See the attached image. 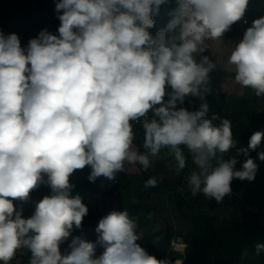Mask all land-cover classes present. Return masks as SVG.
Returning a JSON list of instances; mask_svg holds the SVG:
<instances>
[{
    "label": "clouds",
    "instance_id": "clouds-1",
    "mask_svg": "<svg viewBox=\"0 0 264 264\" xmlns=\"http://www.w3.org/2000/svg\"><path fill=\"white\" fill-rule=\"evenodd\" d=\"M166 3L56 0L57 33L43 29L24 48L16 33L0 31V264L22 250L29 264H171L137 243V222L126 210L99 220L95 242L73 237L62 254L60 245L89 211L70 183L86 166L90 182L115 181L126 165L147 171L167 149L168 167L179 175L188 166L186 148L194 165L188 189L218 204L232 195L234 179L255 180L258 165L249 152L264 131L237 148L231 121L208 118L216 63L203 55L206 41H220L242 20L249 0H175L172 18L153 36V16ZM228 62L236 83L264 97V16L245 30ZM187 97L198 98L199 107H185ZM133 122L142 127V152L134 147ZM233 148L236 155L225 158ZM156 184L149 178L145 187ZM41 185L51 194L24 218L13 201H27ZM255 251L264 252V244Z\"/></svg>",
    "mask_w": 264,
    "mask_h": 264
},
{
    "label": "trees",
    "instance_id": "trees-1",
    "mask_svg": "<svg viewBox=\"0 0 264 264\" xmlns=\"http://www.w3.org/2000/svg\"><path fill=\"white\" fill-rule=\"evenodd\" d=\"M54 0H36L31 1L26 10L18 15L19 26L15 27L17 35L20 39L26 37L32 30L36 31L34 37L38 33L47 29L48 25L52 24V33H57L60 21L57 19L56 12L53 11ZM176 7L175 0H168V3L162 5L160 13L153 16V19H164L166 24L172 18L171 13ZM264 13V5L262 7ZM161 15V16H160ZM245 16L241 21L232 25L235 32H240L241 29L247 26ZM166 26V25H165ZM6 35V34H5ZM27 44H21L26 48ZM211 93L207 95L206 100L209 105L208 118L215 113L221 118L229 119L232 123V133L234 140L237 141V148L248 146L251 135L256 131H264V110L258 112H248L243 106L227 104L225 94L217 92L210 87ZM191 101V103H189ZM199 99L187 97L185 107L189 109L199 107ZM133 129L136 133L135 143L143 151V133L141 124L133 122ZM235 148L230 149L225 153V158L236 154ZM188 156V166H194L191 162V156L187 149H184ZM264 151V141L255 150L249 152V156L254 158L258 156V152ZM243 158H246L241 154ZM258 165L263 173L256 175L254 181H240L234 179L231 184L232 195L226 196L224 201L217 203L212 201L207 207H198L195 205L198 201L193 199L189 190H179L181 181H177L170 185L169 180L164 178L161 182L157 181L155 187H145V182L152 178L150 172L142 169V174L139 176L125 175V187H130L131 181L133 186L131 191L135 197L126 200L125 204L120 205L118 210H126L129 216L137 221L139 211L144 205V201L151 198L152 190L156 187L161 191H175V206L179 213V218L183 221L184 230H180V235L190 237V242H173L172 252L176 255L177 264H264V252L257 255L255 246L258 243L264 244V224L252 225L247 223L242 215H239L235 207L247 206L249 204L257 207L259 213H264V161H258ZM89 167H85L84 171L89 176ZM100 177L95 182L86 181L78 185L79 195L82 197L83 203L89 193L105 194L112 192V189L100 184ZM172 181V180H171ZM118 181H113L117 183ZM70 183L74 185L71 195L74 194L77 181L71 178ZM43 190L47 191L45 185ZM196 202V203H195ZM148 205V204H147ZM157 207L158 205L155 204ZM156 209V208H154ZM101 213V212H100ZM97 212V218L86 221L84 225L98 224L100 214ZM98 215H100L98 217ZM172 216L166 213V210L161 209L156 213L155 222L150 229L143 232V241L141 246L145 248L149 254L154 255L157 259H164L169 252L170 244L174 239L176 232L172 227ZM177 247H181L177 248ZM103 249L98 247L96 255L99 256ZM247 252V255L243 253ZM185 258V260H184ZM30 253L23 250L19 264H29ZM180 261V263H178Z\"/></svg>",
    "mask_w": 264,
    "mask_h": 264
},
{
    "label": "rangeland",
    "instance_id": "rangeland-1",
    "mask_svg": "<svg viewBox=\"0 0 264 264\" xmlns=\"http://www.w3.org/2000/svg\"><path fill=\"white\" fill-rule=\"evenodd\" d=\"M31 1L36 0H0V31L4 34L16 33V28L19 26L18 15L22 14L26 8L28 7ZM55 3L53 11L55 12ZM264 5V0H249V5L245 13L244 20H247V26L241 29L240 32H235L233 27L224 34V37L220 41L208 40L206 41L207 50L203 55L209 56V58L216 63V68L210 72L209 74V87H212L217 92H221L225 94V100L227 104L243 106L246 108L248 112H262L264 110V97H257L254 93V90L251 88L241 87L238 83H236L235 76V68L233 65L229 64L228 59L231 54V51L234 49L236 44L240 39H242L245 30L252 25V22L255 19H258L264 16L262 12V7ZM162 11L164 9L159 10V13L162 15ZM160 15V16H161ZM155 26L149 29L150 34L155 36L156 32L165 27L166 22L164 19L155 20ZM53 25L50 24L47 27V30L52 32ZM36 34L35 30H32L26 37L20 39L21 44H27L29 39L34 38ZM134 147L139 148V146L134 141ZM143 148V147H142ZM141 151V150H140ZM142 152V151H141ZM236 152V150H235ZM236 155L229 156L232 157ZM228 158V157H227ZM238 164L237 167H240V163L243 162L246 158H243L241 155L237 157ZM255 162L259 161L258 156L254 157ZM172 160V157L167 154V149L161 150V153L152 158V165L148 169L152 178H155L157 181H162L164 178L168 179L170 185L177 183V181H181L179 184V190L185 191L189 190L187 187V183L185 177L189 174V172L193 169L194 166H187L179 175H177L174 171H171L168 167L169 162ZM258 165V163H257ZM142 167L140 165H126V170L117 175V183H113V181H109L105 177H100V184L112 189V192L105 194H93L89 193L86 197V201L84 204L88 207V214L83 218L82 228L81 229H73L70 237L67 241L60 245V250L62 254H67L70 249L68 245L71 242V239L76 236H80L83 239H86L91 242H95L97 234L95 233V227L97 224L91 223L90 225H84L83 223L86 221H90L93 218H97V212H101L100 219L107 215L109 212L113 210H118L120 205L125 204L126 200L133 199L135 197L134 193L131 191L133 186V181H131L130 187H125V175L128 176H139L142 174ZM91 171L89 168L88 173ZM263 173L258 165L257 174ZM73 181H77L76 188L74 189V195L79 193L78 185L87 180L88 175L82 170H76L70 177ZM172 180V181H171ZM45 185H41L38 189L32 191L30 193L29 199L27 201H13L14 207L16 210H22V215L24 218L30 217L34 211L36 204L46 195L51 194V189L47 186L48 190H43ZM151 198L148 201H144V205L142 209L139 211V215L137 218V234L141 236V238L137 241L140 245L143 241V232L150 229L151 225L155 222L156 213L159 210H166L170 216H172V220L170 221L172 227L176 231L174 234V239L170 244V249L166 258L171 261V264H177L176 255L172 252L173 242H190V237L180 235V230H184L185 227L183 225V221L179 218L178 210L175 206V191H161L158 187L152 190ZM190 191V190H189ZM191 193V191H190ZM192 194V193H191ZM194 200L198 202L195 204L198 207H207L213 199H209L205 197L202 193H198L196 195H192ZM148 204V205H147ZM155 204L158 206L156 207ZM156 208V209H154ZM237 213L242 215V218L249 224L252 225H260L264 224V213H259L258 209L254 205H247L241 207H235ZM180 248L181 247H177ZM22 251H18L16 256L10 261V264H19ZM185 260V258H184ZM180 263V261L178 262Z\"/></svg>",
    "mask_w": 264,
    "mask_h": 264
},
{
    "label": "built area",
    "instance_id": "built-area-1",
    "mask_svg": "<svg viewBox=\"0 0 264 264\" xmlns=\"http://www.w3.org/2000/svg\"><path fill=\"white\" fill-rule=\"evenodd\" d=\"M247 22V20H245ZM117 181V179L115 180V182Z\"/></svg>",
    "mask_w": 264,
    "mask_h": 264
}]
</instances>
